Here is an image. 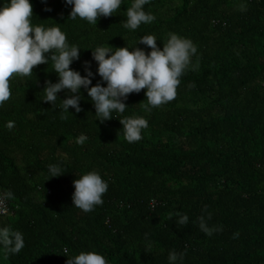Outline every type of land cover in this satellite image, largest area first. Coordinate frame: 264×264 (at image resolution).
<instances>
[{
	"label": "trees",
	"instance_id": "obj_1",
	"mask_svg": "<svg viewBox=\"0 0 264 264\" xmlns=\"http://www.w3.org/2000/svg\"><path fill=\"white\" fill-rule=\"evenodd\" d=\"M31 3L33 24L59 27L82 49L70 65L81 75L85 61L96 71L89 48H132L153 35L162 49L170 33L194 43L198 67L181 77L173 101L149 111L141 90L103 123L84 90L80 113L41 101L45 81H57L51 62L11 77L0 107V228L20 232L24 247H0V264H66L65 249L98 252L107 264H168L170 251L183 253L179 264H264V0H150L144 9L155 19L135 31L123 27L132 0L97 28L68 18L65 0ZM129 117L148 121L135 143L119 121ZM49 165L64 174L49 179ZM93 170L109 187L84 213L72 204L73 181ZM184 214L188 224L177 225ZM201 216L221 230L204 234Z\"/></svg>",
	"mask_w": 264,
	"mask_h": 264
},
{
	"label": "clouds",
	"instance_id": "obj_2",
	"mask_svg": "<svg viewBox=\"0 0 264 264\" xmlns=\"http://www.w3.org/2000/svg\"><path fill=\"white\" fill-rule=\"evenodd\" d=\"M122 3L123 0H65V4L71 6L68 18H79L95 27L101 17L114 15ZM149 3L150 0H132L123 27L135 31L141 24L152 23L155 17L144 9ZM239 8L241 11L246 10L243 3ZM45 11L51 9L46 8ZM33 17L31 0H0V107L12 95L9 83L11 77L31 76L35 67L51 62L57 81H45V95L41 101L57 109L56 102L59 99L63 112L69 113L71 107L75 113H80L83 110L80 102L84 99V90L94 106L96 121L103 123L116 118L113 113L123 114L128 108L125 101L129 94H139L141 90H145L149 111L173 101L181 77L187 70L198 67L192 64V57L198 51L194 43L170 33L162 49L153 35L141 36L132 48H89L92 60L97 64L96 71L94 73L91 70V62L85 61V75H81L80 71L73 70L70 65L80 59L82 49L78 45H70L66 33L59 27L33 24ZM137 43L145 45L150 51L136 47ZM96 75L100 80L93 85L92 80ZM61 92H64L63 99L58 96ZM119 121L128 143L140 141L143 130L148 127V121L143 117H129ZM13 126L11 121L6 125L8 129ZM87 139L86 135L81 134L76 143L83 145ZM48 173L49 179L64 174L57 165H49ZM73 186L72 204L84 213L92 212L96 206L103 204V196L109 187L107 181L95 170L75 179ZM7 195L10 197L11 193ZM188 222L186 214L176 220L179 226L187 225ZM199 228L207 236L221 230L210 228L203 216L200 217ZM0 247L11 254L19 253L24 247L23 235L8 228H0ZM63 255L67 257L66 264H107L106 258L95 251H81L72 255L65 249ZM182 259L183 253L170 251L168 264H179Z\"/></svg>",
	"mask_w": 264,
	"mask_h": 264
},
{
	"label": "built area",
	"instance_id": "obj_3",
	"mask_svg": "<svg viewBox=\"0 0 264 264\" xmlns=\"http://www.w3.org/2000/svg\"><path fill=\"white\" fill-rule=\"evenodd\" d=\"M7 210L4 199L0 196V214L5 213Z\"/></svg>",
	"mask_w": 264,
	"mask_h": 264
}]
</instances>
